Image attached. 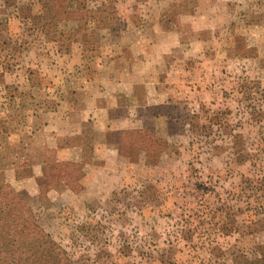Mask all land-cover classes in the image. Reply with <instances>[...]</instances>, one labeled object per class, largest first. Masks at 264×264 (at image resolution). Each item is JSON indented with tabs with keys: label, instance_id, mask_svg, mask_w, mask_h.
<instances>
[{
	"label": "rangeland",
	"instance_id": "rangeland-1",
	"mask_svg": "<svg viewBox=\"0 0 264 264\" xmlns=\"http://www.w3.org/2000/svg\"><path fill=\"white\" fill-rule=\"evenodd\" d=\"M120 64L137 119L62 133ZM0 182L75 264H264V0H0Z\"/></svg>",
	"mask_w": 264,
	"mask_h": 264
},
{
	"label": "trees",
	"instance_id": "trees-1",
	"mask_svg": "<svg viewBox=\"0 0 264 264\" xmlns=\"http://www.w3.org/2000/svg\"><path fill=\"white\" fill-rule=\"evenodd\" d=\"M0 264H75L8 182H0Z\"/></svg>",
	"mask_w": 264,
	"mask_h": 264
},
{
	"label": "crops",
	"instance_id": "crops-1",
	"mask_svg": "<svg viewBox=\"0 0 264 264\" xmlns=\"http://www.w3.org/2000/svg\"><path fill=\"white\" fill-rule=\"evenodd\" d=\"M136 45H133L131 47V50ZM111 51V50H110ZM121 51L119 50L117 53L111 51L108 55V63L104 66L111 67L113 63L121 62L119 60V55ZM133 54L136 53L135 50ZM116 55V58L113 59V57ZM136 55V59L138 57ZM114 60V61H113ZM125 64H120V69L118 72V75L116 77L113 76L112 73L107 74V78H101L98 76V74H95L94 76H90L86 78V84L84 86L85 93L88 95L86 96V101L79 100L77 102H74L71 104L69 110L67 112H63L62 119L63 120H69L73 119L76 123L73 125L67 126L66 129L63 130L62 133H69L70 135L73 133L76 134H82L83 130L82 128V122L89 121L91 123H94L102 131V135H105L106 129L112 128V124H115V127H119L120 129H123L124 125L127 124L125 121L126 119H130L133 116L123 110L119 111L118 109V96L125 94L130 96L131 98H136L137 96L133 92V87L136 85L135 82H131L128 80L126 82L125 79L119 78V74L124 71ZM103 67V66H101ZM124 74V73H122ZM88 80V81H87ZM117 87V92L114 95V89ZM94 88V90H92ZM143 97H147V94L145 93ZM116 110V112L114 111ZM114 111V113H113ZM100 112V114H99ZM114 114L117 116V114H122L118 118L114 119ZM133 119H137V116L133 117ZM132 121V119H131ZM130 127L129 125H125V128ZM98 147L94 148V153H96V156L103 150L109 151L112 150L113 144L106 141L105 139L101 138V142L98 143ZM115 145V143H114ZM80 150V146H73L72 144H65L64 146L59 147V150L62 152H67L70 150ZM67 157V155H66ZM64 157V158H66ZM68 159H71L67 157Z\"/></svg>",
	"mask_w": 264,
	"mask_h": 264
}]
</instances>
